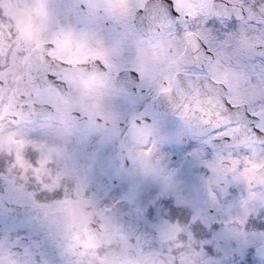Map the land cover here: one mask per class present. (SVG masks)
Listing matches in <instances>:
<instances>
[{"label":"snow or ice","instance_id":"snow-or-ice-1","mask_svg":"<svg viewBox=\"0 0 264 264\" xmlns=\"http://www.w3.org/2000/svg\"><path fill=\"white\" fill-rule=\"evenodd\" d=\"M47 7L42 53L56 47L60 33L76 42L88 31L118 52L115 63L94 54L76 66L50 63L37 75L54 96L70 91L62 73L74 67L86 79L113 73L123 82L110 101L70 113L76 134L86 129L63 149L81 183L80 201L96 209L86 230L117 231L134 250L130 254L163 264H182L186 242L203 264H264V0H133L118 22L99 11L93 17L89 0H53ZM142 49L152 71L138 58ZM30 97L21 93V103L34 104L28 121L33 143L17 158L51 175V163L39 153L48 143L44 122H56L53 104ZM166 117L174 127H165ZM0 121L17 123L3 109ZM173 149L180 150L178 163ZM185 166L196 172L192 184L183 178ZM25 189L42 205L74 199L69 181L50 186L33 176ZM8 191L0 186V197ZM28 218L40 235L47 231ZM164 227L177 231L176 242L161 240ZM44 247L39 239H15L0 264H20L22 255L27 264H63L59 252L49 258ZM119 261L126 264V255Z\"/></svg>","mask_w":264,"mask_h":264},{"label":"flooded vegetation","instance_id":"flooded-vegetation-1","mask_svg":"<svg viewBox=\"0 0 264 264\" xmlns=\"http://www.w3.org/2000/svg\"><path fill=\"white\" fill-rule=\"evenodd\" d=\"M52 2L53 0H0V109L7 114H15L20 125V130L14 135L10 125L0 121V186L7 185L9 189L0 197V259L7 256L8 249L15 243V239L22 243L39 239L45 245L43 253L49 258H54L59 252L63 256V264H93L94 261L96 264H118L121 255L130 258L126 264H134L137 258L140 264H143L145 256L130 254L134 251L130 246L119 249V232L107 227L100 232L86 230L87 220L96 214V209L80 201L81 187L73 186L78 177L68 170L63 155L65 144L76 143L86 131L81 127L80 134H76L71 111L74 108L85 112L94 110L102 101H110L119 92L123 82L115 80L113 73L89 75L86 79L82 72L74 67L62 73L70 91L64 96H54L50 89L39 86L37 81L38 71L48 67L50 63L67 60L76 66L94 54H101L110 63H115L113 58L118 56V52L114 48H104L95 33L88 31L82 33L76 42L70 34L60 33L57 35L56 47L42 53L40 44L46 36L50 11L47 6ZM132 2L133 0H89L90 14L94 17L99 11L118 22ZM31 53L33 55L30 62L25 63ZM147 56V50L143 49L138 54L145 70L152 71V65L145 63ZM30 80L33 82L31 88L16 90L17 84L22 85ZM23 92L31 93V101L47 99L53 104L56 122H44L42 135L48 143L39 153L42 161L51 163V175L43 167L39 172H34L27 168L23 160L17 158L25 148H31L33 143L28 135L31 127L28 121L34 104L28 99L21 103ZM138 103L142 105L143 101ZM159 110L164 111L162 104L159 105ZM174 124L171 117L164 119L165 127L171 128ZM172 151L175 153L174 163H178L180 150ZM33 176L45 178L50 186L69 181L74 199L66 204L49 205L33 201L25 189V185ZM195 177V170L185 166L183 178L192 184ZM3 199H12L26 207L6 205ZM29 214L35 218L37 229L46 227L47 231L43 235L33 229ZM173 237L174 243L177 235ZM160 238L166 241L167 228H162ZM183 251L188 253L189 249L185 246L181 252ZM200 260L202 258L198 252L194 264H198ZM27 261V255L20 257V264H27Z\"/></svg>","mask_w":264,"mask_h":264},{"label":"rangeland","instance_id":"rangeland-1","mask_svg":"<svg viewBox=\"0 0 264 264\" xmlns=\"http://www.w3.org/2000/svg\"><path fill=\"white\" fill-rule=\"evenodd\" d=\"M10 127H11V132L14 135H16L18 130H20L19 129V127H20L19 123H16L15 125H10ZM73 186L74 187H81V183H80L79 178L76 179L75 185H73ZM164 228H167V227H164ZM176 235H178V233L175 229H168L167 228L166 242H172L174 239L173 236H176ZM119 240L121 241L120 244H122V245L119 244L120 250H123L124 247L128 246L122 236L119 237ZM185 246L189 249V252L186 253L187 251H183L180 253V258L182 260V264H194V260H195L196 255L198 254V251H196L195 248L190 246L187 242H186ZM138 259L139 258H137V260H135L134 264H140V261Z\"/></svg>","mask_w":264,"mask_h":264},{"label":"water","instance_id":"water-1","mask_svg":"<svg viewBox=\"0 0 264 264\" xmlns=\"http://www.w3.org/2000/svg\"><path fill=\"white\" fill-rule=\"evenodd\" d=\"M127 255H129V253H127ZM128 260H130V258H126V261ZM118 264H121V262L119 261ZM143 264H163V262L160 261L158 257L148 258L145 256ZM199 264H203V261L201 260Z\"/></svg>","mask_w":264,"mask_h":264}]
</instances>
